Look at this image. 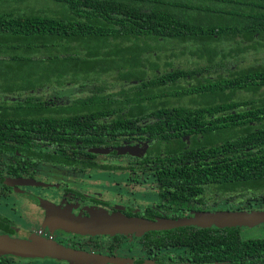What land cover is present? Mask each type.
<instances>
[{"label": "trees", "instance_id": "trees-1", "mask_svg": "<svg viewBox=\"0 0 264 264\" xmlns=\"http://www.w3.org/2000/svg\"><path fill=\"white\" fill-rule=\"evenodd\" d=\"M197 1L0 0V62L29 68L26 71L32 79L17 90L58 87L91 79L93 75L99 80L102 71L115 75L112 86L128 82L119 90L113 87L105 96L98 95L105 91L100 85L95 89V99H77L69 107H60L117 110L111 120L106 112L95 116H43L44 107L41 103L35 105L32 99L11 106L13 112L6 118L0 114V124L14 122L16 141L21 147L18 152L31 151L33 159L41 160L51 156L40 148L48 144L57 152L63 149L64 154L71 151L72 155H83L88 146L104 143L108 135L140 130L148 138L167 142L164 151L157 144L152 159L145 166L140 165L142 170L157 173L162 204H183L189 195L195 199L213 190L223 193L240 185L264 189V62L225 68L223 72L228 75L218 74L213 81L188 87L179 78H187L190 72L174 70L158 75L159 65L152 60L154 45L149 44L159 38L181 43L202 41L209 63L218 56L217 46H212L215 36L216 41L234 42V38L241 37L247 43L239 49L237 42V49L221 53V59L238 50H258L262 44L254 41L255 36L264 40V0H224L221 4ZM139 39L145 43L143 47L134 43ZM91 59H95L94 65L89 63ZM108 59L112 60L110 66L106 65L108 68L96 67L97 62ZM46 64H62L64 69L61 73L55 68V75L52 70L44 73L41 68ZM45 74L64 77V81H45ZM193 91L207 103L192 107L179 101ZM237 91L252 96L241 102L229 101ZM171 97L179 99L176 104L169 103ZM239 105L249 112L232 113ZM3 109L8 107L2 105L0 110ZM242 118L247 122L243 124ZM250 122L255 124L249 125ZM186 135H191V141L187 147L183 144L184 149L181 137ZM172 140H177V147L171 145ZM235 231L230 228L207 233L205 240L194 239L192 245L209 262L215 257L224 264H264V239L241 241ZM180 241L187 244L177 235V243Z\"/></svg>", "mask_w": 264, "mask_h": 264}, {"label": "flooded vegetation", "instance_id": "flooded-vegetation-1", "mask_svg": "<svg viewBox=\"0 0 264 264\" xmlns=\"http://www.w3.org/2000/svg\"><path fill=\"white\" fill-rule=\"evenodd\" d=\"M192 2L198 1L192 0ZM204 2L221 4L224 0ZM39 5L45 9L43 3ZM216 39L217 36L212 46H217L218 56L213 63H209L206 46L202 41L190 40L181 43L177 39L159 38L155 42V51L152 54L153 60L159 65L158 75L174 70L190 72L187 78H179L181 83L185 82L190 87L205 84L207 80L213 81L217 79L218 74L228 75L223 72L225 68L237 69L264 62V55L252 58L250 61L252 63L246 60L249 56H244L247 52L257 56L258 53L264 51L262 44L264 40L257 36L254 42L262 44V46H257L258 50L249 48L248 51L242 53L238 50L231 57L227 56L223 59L220 54L228 52L231 48L236 50L237 42H239V49L247 43L241 37L234 38V42L224 39L216 41ZM185 53L191 55L194 53L197 58L189 61L186 58L180 59ZM177 64L180 67H177ZM160 68L171 70L161 74L159 73ZM209 68L216 70V74L210 75L206 71ZM195 69H200V71L193 72ZM101 74H98L99 80H95L93 75V79L80 80L78 83L70 81L66 85L45 87L36 89V91L17 90L22 83L0 82V107L2 105L8 107V109L0 110V114H3L1 117L6 118L7 114H11L13 111L10 107L16 103H24L32 99L35 105L41 103L44 107L41 110L43 116L71 114L95 116L98 112L103 114L106 112L108 120H111L117 110L60 109V107L64 109L66 106H71L77 99L95 97V89L100 85L105 91L98 95H108L111 90L108 86L109 82L100 80L99 75ZM104 81L105 84H103ZM53 92L55 94H52ZM65 96L66 98L62 99ZM251 96L250 93L237 91L228 100L241 102L248 100ZM178 100V98L171 97L169 103L176 104ZM179 101L192 107L207 103V100L204 101L197 91H193L192 95L187 96L186 99L183 97ZM247 112L249 109H243L241 105L232 111L235 114L243 113L242 115ZM246 122V119L242 118V123ZM253 124L255 123H249V125ZM15 130L13 121L10 124H0V209L12 212L23 225H18L15 220L0 212V235L19 240H26L31 235H35L66 249L98 257L95 263L85 264H224L215 257L209 262L205 254L192 245L193 240H205L207 233L215 234L220 230L230 228L236 230L235 235L241 241L264 239V224L258 225L262 227L257 234L254 231L249 233L245 229L249 227L245 226L220 228L184 225L169 229L149 230L142 227L141 222L149 224L165 220L191 219L203 213L264 211V189L245 188L240 185L234 190H225L223 193L213 190V193L195 199L189 195L183 204L181 201L162 204L157 189V173L154 170H142L140 165L145 166L148 163L147 160L152 159L154 150L158 148L157 144H161L159 148L164 151L167 142H158L155 137L148 138L140 130L121 135L115 134L113 137L108 135L104 138V143L88 146L87 153L83 155L80 153L72 155L71 151L66 150L64 154L63 149L57 152L45 144L46 146L40 148L45 155L51 156H46L41 160L33 159L31 151L18 152L17 148L21 147L16 141ZM181 141L182 146L184 144L187 147L190 144L191 135L182 136ZM171 145L177 147V140ZM186 147L183 146L184 149ZM99 166H107V168L102 170L98 168ZM111 167H117V169L109 170ZM125 174L126 177L136 175L133 184L100 188L102 184L100 181L107 180L102 178L106 176H110L108 178L124 177ZM138 176L143 178L138 180ZM147 176L154 178L155 183L151 187L144 184L143 179ZM79 178L82 183L77 181ZM115 181L120 182V179ZM134 184L137 187L140 185L143 187L137 188L140 189L138 191L133 190L131 185ZM103 222L107 223L105 225L109 228L113 226L121 230L119 232L96 231L95 225ZM177 235L182 237L188 245L181 241L177 243ZM11 260L19 261L21 264H29L31 261L35 263L37 260H43L46 262L44 264H79L52 258L30 259L11 255L0 256V264H9Z\"/></svg>", "mask_w": 264, "mask_h": 264}, {"label": "water", "instance_id": "water-1", "mask_svg": "<svg viewBox=\"0 0 264 264\" xmlns=\"http://www.w3.org/2000/svg\"><path fill=\"white\" fill-rule=\"evenodd\" d=\"M107 223L95 225L98 232L111 230L119 232V227L110 226ZM145 229H169L184 225H194L198 227H255L264 224V211L255 212H216L203 213L191 219H181L177 221H162L157 223H140ZM11 255L20 258L43 259L52 258L64 260L70 263H95L97 256L86 254L70 249H66L50 240L31 235L26 240H19L9 236L0 235V256Z\"/></svg>", "mask_w": 264, "mask_h": 264}, {"label": "rangeland", "instance_id": "rangeland-1", "mask_svg": "<svg viewBox=\"0 0 264 264\" xmlns=\"http://www.w3.org/2000/svg\"><path fill=\"white\" fill-rule=\"evenodd\" d=\"M144 40V39H143ZM134 43H136L137 45H139L140 47H143L144 46V42L142 41V39H139L138 41H134ZM163 43V42H162ZM62 44L63 43H61V45L60 46H62ZM110 44H111V47H112V44H114V42L112 41V40H110ZM109 44V45H110ZM119 44H121L120 46H125L126 44L124 43H119ZM149 44H153V45H155L156 43L154 42V41H149ZM262 44H263V47H264V42H262ZM231 46H233V44H230ZM102 46H104V45H102ZM106 46H107V44H106ZM113 48V47H112ZM61 49V48H60ZM229 49H230V47H229ZM225 50H227V48L225 49ZM62 51V50H61ZM262 55H264V51L262 52V53H258V55L257 56H254V54H252L251 52H247L244 56H249L248 57V59H246L249 63H252V62H250L251 61V59L252 58H254V57H262ZM80 57H82V56H80ZM83 58V57H82ZM184 58H186L188 61L189 60H193V59H195V58H197V56L193 53L192 55L191 54H189V53H185V55L183 56V57H181L180 59H184ZM85 59V58H84ZM153 60V59H152ZM79 63H82V61H79ZM89 63L90 64H95V59H91L90 61H89ZM248 63V64H249ZM111 65L112 64V60H102V61H100V62H97L96 63V67H99V68H101V70L102 69H104L105 68V66L106 65ZM109 66H106V68H108ZM58 67V69H60V72L62 73V71H63V69H64V67L62 66V64H59V65H54V66H48V64H46V65H44L42 68H41V70L44 72V73H46V72H48L47 70H49V71H51L52 70V74H56L53 70L55 69V68H57ZM78 67H80V66H78ZM177 67H180V65L179 64H177ZM187 67V66H186ZM81 68H84V69H86V67H81ZM99 68H97V69H99ZM29 68H25V69H19L15 64H13V63H11V62H8V64H5L4 62H0V82H16V83H22V84H24V83H28V82H30L31 81V78H30V74H29V71H26V70H28ZM110 69H111V67H110ZM112 70V69H111ZM169 70H171V69H167V68H160L159 69V73H165V72H168ZM38 71H40V69H38ZM210 75H215L216 74V70H214V69H212V68H209V69H207L206 70ZM78 72H80V73H82L81 71H78ZM102 74L100 75V80H107L108 82H109V84H108V86H109V89H114L113 87H115L117 90H119L120 88H121V85H128L127 83L128 82H120V84H117V85H115V86H112V85H114V80H112V77L114 76L115 77V75L113 74V76H110L108 73H105V72H101ZM150 74H152V73H150L149 72V75ZM45 76H47L48 78H47V80H46V78H45V81H53V80H56V79H58V78H60V81H64V79L62 78V77H55V76H48V74H45ZM74 79V78H73ZM36 82V81H35ZM38 89V88H37ZM52 94H55V92H53ZM66 98V96L65 97H63L62 99H65ZM67 98H69V97H67ZM49 172H50V170H49ZM56 172V171H55ZM51 173V172H50ZM59 173V172H58ZM120 174V173H119ZM131 177H126V174H125V176L123 177V176H121V177H118L117 176V178H115V177H111V178H108V177H110V176H106V177H104V178H102V179H107V180H104V181H100V182H102V184H101V186H100V188H104V187H112V186H114V185H117V186H121V185H124V184H133V181L136 179V177H134V176H136V175H130ZM69 177L71 178L72 176L69 174ZM143 177H141V176H138V180H141ZM81 178H79V179H77V181L79 182H81L82 183V180H80ZM98 179V178H97ZM116 179H120V182H118V181H115ZM143 181L145 182L144 184H146V185H148V187H151V186H153L154 185V178L152 177V176H147L145 179H143ZM127 182H129V183H127ZM131 187H132V189L134 190V189H137V188H142L143 187V185H140V186H135V184L134 185H131ZM110 189V188H109ZM138 190H140V189H137V191ZM0 212H2L4 215H6V216H8L10 219H12V220H15L17 223H18V225H20V226H22L23 224H22V222L20 223V221L18 220V219H16V215H14L12 212H9L8 210H6V209H0ZM262 227V226H261ZM260 226H255V227H249V228H245V229H247V231L250 233V231H254L256 234L260 231V228H261ZM44 263H46V262H43V260H37V262H33V261H31L29 264H44ZM9 264H21L19 261H16V260H11L10 262H9ZM27 264V263H26Z\"/></svg>", "mask_w": 264, "mask_h": 264}]
</instances>
